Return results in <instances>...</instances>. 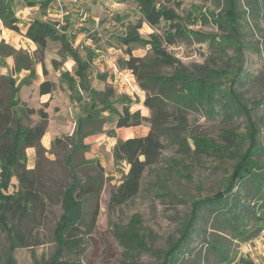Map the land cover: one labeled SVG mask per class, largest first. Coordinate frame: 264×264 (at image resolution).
<instances>
[{
  "label": "trees",
  "instance_id": "trees-1",
  "mask_svg": "<svg viewBox=\"0 0 264 264\" xmlns=\"http://www.w3.org/2000/svg\"><path fill=\"white\" fill-rule=\"evenodd\" d=\"M161 1L137 0L142 21L153 28L164 19H176L172 12L158 7ZM218 1L221 11L214 19L222 32L220 38L195 31L189 35V30L179 24H171L166 37L170 43L178 37H191L198 43H208L215 51L234 58L233 69L230 70L218 64L190 70L162 48L161 36L145 38L140 33L141 24L125 26V34L121 36L122 45L128 47L129 59L125 61V66L135 76L141 90L146 92L144 106L150 110V117L143 116L139 110L132 112L131 101L124 97L119 99L122 104L119 110L116 107L119 100L115 98L112 87L104 91L93 88L90 76L92 57L88 55L83 58L78 48L71 45L75 36L67 33L68 25L62 29L51 20H29L25 36L37 46L36 55L39 59L23 49H16L5 40L1 41L0 61L12 57L15 73L30 72L19 84L13 77L0 78V226L12 237L15 248L28 246L19 228L21 215L44 209L45 206L46 199L40 193L38 180L33 175L35 170L27 167V150L35 148L38 154L44 151L42 139L49 125V115L43 110L39 111L40 121L35 126L23 125L27 108L22 105L21 89L36 79L35 63L42 62V55L53 41L59 42L64 52L76 63L73 74L64 72L61 79L73 91L84 93L78 101L80 114L72 136L77 138L75 151L88 149L83 144L84 140L104 133V126L112 121L115 129L139 127L144 123L150 125L147 135L127 140L120 139L114 128L105 132L107 136L117 139L113 150L116 164L124 163L129 167L128 173H123L121 184L111 194V206H120L139 194L145 174L152 173L153 167L160 162L165 143L183 155H188L193 147L196 155L232 161V172L224 187L215 194L191 202V211L178 236L171 239L168 248L158 255V264H183L186 256L192 253L191 245L195 236L204 234H207L204 238L206 248L218 259L219 264H237L235 255H231L233 241L253 242L262 234L264 131L257 110L263 101L247 99L238 89V84H241L244 72V22L250 14L257 19L264 18V5L260 0ZM53 3L54 0H28L26 7H39L44 15ZM0 20L5 28L21 33L23 20L16 11L14 0H0ZM135 45L151 46L156 57L154 63L170 67L173 72L167 75L147 73L145 69L151 68L152 64L144 58L133 56L132 48ZM53 88L51 81H44L40 85V94L49 95ZM2 90L6 91L2 94ZM197 111H205L211 117H221L229 123L243 120L246 130L239 132L225 129L221 142L198 135L189 138L185 134L189 128V115ZM106 113H109L108 116ZM171 161L177 165L180 163L176 158ZM175 173L188 177L182 171L176 170ZM104 185L102 167L100 174L90 182L78 177L75 171L72 173L71 182L63 195V213L54 233L55 251L49 259H43L37 264H81L80 258L84 254V235L81 229L84 202L81 196L95 193L99 198ZM98 212L97 204L95 213ZM141 225L142 222L135 219L126 226H116L114 229V236L124 249L122 264H143L139 256L151 252L139 230ZM11 259L10 253L8 260ZM240 263L249 264L243 260Z\"/></svg>",
  "mask_w": 264,
  "mask_h": 264
},
{
  "label": "rangeland",
  "instance_id": "rangeland-1",
  "mask_svg": "<svg viewBox=\"0 0 264 264\" xmlns=\"http://www.w3.org/2000/svg\"><path fill=\"white\" fill-rule=\"evenodd\" d=\"M27 1L14 0L16 11L21 17L26 16L24 21L41 18L57 22L62 29L68 25L67 33L75 36L71 45L78 48L83 58L88 55L92 57L90 76L93 88L104 91L112 87L117 100L128 98L131 111L139 110L145 117L151 116L150 110L144 106L146 92L141 90L137 79L125 66V61L129 59L128 47L122 45L121 36H124L128 24H141L140 33L145 38L161 36L162 48L190 70L214 64L233 69L234 58L215 51L208 43H198L191 37H178L170 43L166 37L169 26L179 24L189 30V35L195 31L220 38L222 32L214 19L221 11L218 0H162L158 7L172 12L176 19H164L154 28L142 21L137 0H54L44 15L39 7H26ZM260 2L264 5V0ZM21 29L25 31L26 28L23 25ZM0 36L15 48L36 55L37 47L25 37V33H10L0 23ZM242 40L246 48L243 56L244 72L238 89L249 100L263 101L257 112L264 131V18L257 19L250 14L244 22ZM132 54L152 64L151 68L145 69L149 74L167 75L173 72L170 67L154 63L156 57L149 45H135ZM36 57L39 59V56ZM41 60L35 63L39 76L21 89V101L27 108L23 125L35 126L40 121V110L49 115L47 133L42 139L44 151L38 154L35 148L27 150V167L35 170L33 175L38 180V189L46 202L44 209L20 217L19 228L26 238L27 247L15 248L12 237L0 226V264H37L49 259L55 251L54 233L63 213V195L71 182L72 173L75 171L78 177L90 182L100 174L101 167L105 185L100 197L95 193L81 196L84 202V220L81 225L84 254L80 263L122 264L124 249L116 240L114 229L136 219L142 222L139 230L151 249V252L141 253L139 259L143 264H158V255L168 248L171 239L178 236L191 211V202L221 190L232 172V161L196 155L193 147L188 155H183L165 143L160 162L153 167L152 173L145 174L139 194L120 206H111V194L121 184L123 173L127 174L129 168L124 163L116 164L113 153L115 140L105 133L115 129V123L112 121L105 125L104 133L86 138L83 144L88 149L75 151L77 138L72 136L80 114L78 101L84 93L73 91L61 76L64 72L73 74L76 63L57 41L49 43ZM13 69L14 65L12 69L9 68L7 60L0 61V78L13 77L19 84L30 74L28 71L15 73ZM44 81H51L54 88L51 94L42 96L40 85ZM116 107L119 110L122 108L121 100L116 103ZM225 129L239 132L246 130L243 120L229 123L221 117H211L205 111H197L190 113L189 128L185 134L189 138L198 135L221 142ZM149 130V123H144L137 129L136 135H146ZM173 158L179 159L180 163H173ZM176 170L188 174V177L178 176ZM97 204L99 212L96 214ZM206 236H195L191 245L192 253L186 256L183 264H219L218 259L206 248ZM263 248L264 231L253 242L233 241L231 255H235L237 264H242L241 260L249 264H264ZM10 253L12 259L9 261Z\"/></svg>",
  "mask_w": 264,
  "mask_h": 264
},
{
  "label": "crops",
  "instance_id": "crops-1",
  "mask_svg": "<svg viewBox=\"0 0 264 264\" xmlns=\"http://www.w3.org/2000/svg\"><path fill=\"white\" fill-rule=\"evenodd\" d=\"M18 15H19V13H18ZM20 16V15H19ZM21 17V16H20ZM22 18V20H23V23L21 24V27L24 25L25 26V31L24 30H22L21 29V33H25L26 34V31H27V28H28V23H29V20L30 19H28V22H26V21H24L25 19H26V16L24 15V16H22L21 17ZM0 23H2V21L0 20ZM3 24V23H2ZM4 26V25H3ZM5 28V27H4ZM7 29V28H6ZM7 31H9L10 33L11 32H13V31H11V30H9V29H7ZM7 32H6V30L4 31V34H6ZM26 37V36H25ZM2 36H0V42L2 41ZM28 39V38H27ZM13 45V44H12ZM13 47H15L14 45H13ZM37 47V46H36ZM17 49V48H16ZM7 60V63H8V65H9V68H13V65H14V59L11 57V58H7L6 59ZM36 71H37V76H39V70H38V68H36ZM146 117H148V116H146ZM140 127V126H139ZM139 127H130V128H120V129H117V135H118V137L120 138V139H123V140H127V139H130V138H134V137H136V136H144V135H136V131H137V129L139 128ZM147 135V134H146ZM90 138V137H89ZM88 139V138H87ZM115 141H114V145L116 144V142H117V139H114ZM115 147V146H114ZM264 249V248H263ZM263 251V250H262Z\"/></svg>",
  "mask_w": 264,
  "mask_h": 264
}]
</instances>
